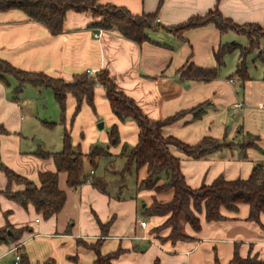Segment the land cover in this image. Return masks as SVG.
<instances>
[{
	"label": "crops",
	"instance_id": "crops-1",
	"mask_svg": "<svg viewBox=\"0 0 264 264\" xmlns=\"http://www.w3.org/2000/svg\"><path fill=\"white\" fill-rule=\"evenodd\" d=\"M100 1L125 7L134 15L156 12L159 27L150 31L149 41L137 44L116 30L93 27L96 21L87 13L69 11L63 33L54 35L22 11L0 12V58L15 68L42 72L66 82L91 70L95 75L107 71L119 90L132 98L152 122L186 112L183 118L164 127L165 137H175L191 146L206 137L231 143L232 146L201 157L170 148L180 160L192 189L211 185L219 177L248 179L257 166L264 169V64L261 69L253 67L255 73L247 67L246 80L235 74L242 60V48H249L250 39L235 31L222 33L213 24L187 30L181 36L167 29L193 16H204L216 7L225 18L240 26L257 24L264 29V0ZM100 31L101 36L96 37ZM231 43L241 49L227 54L219 66L217 52ZM253 56L264 58V39L260 50L253 51L245 61ZM190 64L218 68V77L209 81L185 80L181 71ZM17 86L14 76L0 81V126L8 131L0 136L2 163L39 184V174L56 171V165L52 157L43 159L37 153L61 152L67 130L74 149L85 156L95 146L106 150L96 169L86 157L84 170L86 174L94 170L96 177L108 182V188L99 191L87 182L73 189L67 184V175L60 173L59 187L67 194L65 206L58 215L44 219L33 206L25 209L1 193L8 180L0 170V230L12 226L18 234V241L8 239L0 246V262L12 254L14 258L9 264L16 262L18 252L13 247L22 244L20 255H27L31 264H95L97 255L91 246L98 243L103 255L122 250L113 264H229L236 253L242 258L257 257L264 261V213L259 221L251 220L248 204H239L235 211L222 208V221L209 222L204 212L199 214L198 231L182 221V231L189 240L173 243L166 240L170 229L155 232L168 216H149L145 209L155 201L171 202L174 191L138 190L148 176L147 167L129 175L125 186H120L118 173L126 165L122 156L124 146L135 147L140 130L132 119L121 122L117 118L101 84L95 87L94 109L85 103L73 118L77 101L69 95L66 122L61 123L60 110V118L53 122L52 128L44 124L60 132L62 146L52 150L42 139L34 137V125L28 124L24 115L21 94L15 95ZM196 108L202 111L198 118L191 112ZM101 123L104 126L100 129ZM115 125L120 138L118 145H112L109 137ZM249 135L257 138L256 147L243 150L241 145ZM100 165L104 169L98 174ZM128 178L136 179L131 187ZM163 183L164 179L158 185ZM12 190L22 191L24 187L14 184ZM140 220L147 223L145 228L140 226ZM108 222L111 225L103 233L101 225Z\"/></svg>",
	"mask_w": 264,
	"mask_h": 264
},
{
	"label": "trees",
	"instance_id": "trees-1",
	"mask_svg": "<svg viewBox=\"0 0 264 264\" xmlns=\"http://www.w3.org/2000/svg\"><path fill=\"white\" fill-rule=\"evenodd\" d=\"M11 10L22 11L32 21L44 25L54 35L63 33L69 11L90 14L96 21L92 25L93 27L104 31L116 30L123 37L137 44L149 41L150 31L159 27L156 23V12L134 15L125 7L111 4L102 5L100 0H0V12ZM210 24L215 25L222 33L235 31L245 34L250 39L249 48H242V60L235 73L243 80L248 79L245 59L253 51L260 50L261 40L264 39V29L261 26L257 24L240 26L231 19L225 18L216 7L204 16H193L185 23L167 29L181 36L187 30ZM259 33L261 35H258ZM240 47L236 43L223 45L216 54L219 66L223 64V58L227 54ZM218 70V68L207 69L190 64L181 71V77L185 80L209 81L218 77ZM7 76H14L18 81V86L15 89L16 96L22 94L27 85L38 90L50 89L59 104L62 124L66 122V103L69 95L77 101L73 115L75 118L85 103L91 108H95V87L97 84L104 87L112 111L117 118L121 122L132 119L140 130L137 145L133 148L124 146L122 156L126 158V165L118 173L120 186H125L129 175L138 173L140 169L147 167L148 176L138 185V190L174 191V199L171 202L163 204L155 201L150 208L145 209L149 216H168L166 222L155 230L158 233L164 229H170L166 240L173 243L189 240L190 237L182 231V221H186L194 230L198 231L201 228L198 215L203 212L209 222L222 221L224 218L221 209L235 211L239 204L250 206V219L253 221H259L260 215L264 213V169L262 166H257L248 179L226 180L224 177H219L211 185H203L198 189L188 186L181 170L180 160L171 153V147H176L190 156L201 157L210 151L229 147L232 144L206 137L199 144L191 146L175 137H165L163 135L164 127L183 118L186 112H181L160 122H152L132 98L119 90L107 71H100L95 76L85 72L75 76L72 82H66L42 72H28L15 68L0 58V81L6 82ZM199 109L191 110L197 118L202 114ZM44 124L49 128L54 126L53 123L45 122ZM5 134H8V131L0 126V136ZM109 137L112 145L120 143L116 125L110 130ZM256 139L250 135L246 136L241 149L256 147L254 143ZM106 153V150L101 146H95L91 154L85 156L74 149L71 136L65 130L61 152L48 153L40 150L37 153L43 159L52 157L56 165V171L39 174V184L20 176L5 166L0 158V170L8 180L7 188L1 193L25 209L28 206H33L38 215L49 219L63 210L67 200L66 192L59 187L60 173L67 175V184L70 188L77 189L90 182L99 191L107 190L108 182L104 178L96 177L94 170V173L91 174H86L84 170L86 157L90 160L92 167L96 169L98 160ZM163 179L164 183L158 185ZM14 184L23 186L24 190L13 191ZM110 225L111 222L101 225L103 233ZM8 239H11L13 243L18 241L17 231L0 230V246ZM91 249L97 255L95 264H113L112 262L122 253V250L119 249L116 252L103 255L100 251V243L91 246ZM13 264L31 263L27 255L21 254L20 261ZM217 264L220 263L217 262ZM229 264H264V261L257 257L242 258L236 253Z\"/></svg>",
	"mask_w": 264,
	"mask_h": 264
},
{
	"label": "rangeland",
	"instance_id": "rangeland-1",
	"mask_svg": "<svg viewBox=\"0 0 264 264\" xmlns=\"http://www.w3.org/2000/svg\"><path fill=\"white\" fill-rule=\"evenodd\" d=\"M258 35L261 34L259 33ZM245 63L246 66L255 73V67H258L259 69L263 68L262 64H264V58L262 57L260 59L258 56H253L249 58L247 62L245 61ZM20 100L25 103L26 114L24 115L28 117V124L34 125V137H36V139H42L46 143L48 149L52 150L61 147L62 142L60 132L56 131V129H48L44 125L45 122L53 123L60 118V108L54 99L53 92L50 89L37 90L33 86H30L25 88L24 92L20 95ZM43 101H45V103ZM87 166L90 167V164L87 163ZM88 167L87 170L89 171ZM103 169L104 166H98V174L103 173ZM135 181V178H128L129 186L131 187ZM6 229L9 231H15L12 226H8ZM13 258L14 254L9 255L4 261L0 262V264H9Z\"/></svg>",
	"mask_w": 264,
	"mask_h": 264
},
{
	"label": "built area",
	"instance_id": "built-area-1",
	"mask_svg": "<svg viewBox=\"0 0 264 264\" xmlns=\"http://www.w3.org/2000/svg\"><path fill=\"white\" fill-rule=\"evenodd\" d=\"M101 33H102V31H100L99 34H96V37H100V36H101ZM88 73H89L90 75H95V72L92 71V70L89 71ZM263 107H264V106H263ZM92 173H94V171H93ZM37 221H38V220H37ZM139 224H140V226H141L142 228H145L146 225H147V223H146L145 221H143V220H140V221H139ZM21 247H22V244H18V245H16V246L13 247V251L18 252V254H17V256H16V262H19V261H20Z\"/></svg>",
	"mask_w": 264,
	"mask_h": 264
},
{
	"label": "water",
	"instance_id": "water-1",
	"mask_svg": "<svg viewBox=\"0 0 264 264\" xmlns=\"http://www.w3.org/2000/svg\"><path fill=\"white\" fill-rule=\"evenodd\" d=\"M103 123H101V124H99V128L101 129V128H103ZM11 235V234H10Z\"/></svg>",
	"mask_w": 264,
	"mask_h": 264
}]
</instances>
